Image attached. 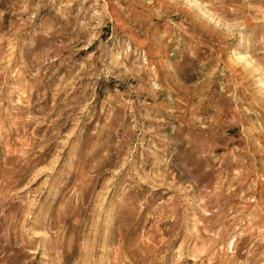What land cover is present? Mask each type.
Masks as SVG:
<instances>
[{"label": "rangeland", "instance_id": "374dc122", "mask_svg": "<svg viewBox=\"0 0 264 264\" xmlns=\"http://www.w3.org/2000/svg\"><path fill=\"white\" fill-rule=\"evenodd\" d=\"M0 264H264V0H0Z\"/></svg>", "mask_w": 264, "mask_h": 264}]
</instances>
